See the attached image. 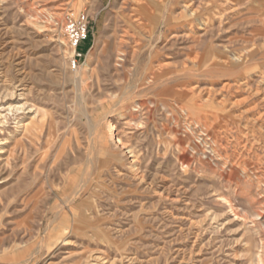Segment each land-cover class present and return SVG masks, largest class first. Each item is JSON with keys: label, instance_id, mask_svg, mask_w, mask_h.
<instances>
[{"label": "rangeland", "instance_id": "1", "mask_svg": "<svg viewBox=\"0 0 264 264\" xmlns=\"http://www.w3.org/2000/svg\"><path fill=\"white\" fill-rule=\"evenodd\" d=\"M0 264H264V0H0Z\"/></svg>", "mask_w": 264, "mask_h": 264}, {"label": "built area", "instance_id": "2", "mask_svg": "<svg viewBox=\"0 0 264 264\" xmlns=\"http://www.w3.org/2000/svg\"><path fill=\"white\" fill-rule=\"evenodd\" d=\"M89 16L86 12L69 14L63 22V34L71 51V69L77 70L86 57L81 46L89 37Z\"/></svg>", "mask_w": 264, "mask_h": 264}, {"label": "bare ground", "instance_id": "3", "mask_svg": "<svg viewBox=\"0 0 264 264\" xmlns=\"http://www.w3.org/2000/svg\"><path fill=\"white\" fill-rule=\"evenodd\" d=\"M142 3H143V2H142ZM143 5H144V4H143ZM142 7H143V6H142ZM144 7H145V6H144ZM142 9H144V8H142ZM151 10H152V9H151ZM97 54H98V53L92 52L91 55H90V57L93 58V57H94L95 55H97ZM113 132H114V129L111 130V133H112V134H113ZM116 144H117V145H121V141H120V140H117V141H116Z\"/></svg>", "mask_w": 264, "mask_h": 264}]
</instances>
